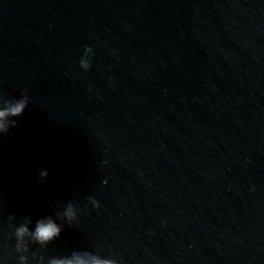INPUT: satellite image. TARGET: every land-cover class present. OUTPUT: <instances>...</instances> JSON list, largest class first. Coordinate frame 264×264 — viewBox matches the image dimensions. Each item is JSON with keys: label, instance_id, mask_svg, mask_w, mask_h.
<instances>
[{"label": "water", "instance_id": "1", "mask_svg": "<svg viewBox=\"0 0 264 264\" xmlns=\"http://www.w3.org/2000/svg\"><path fill=\"white\" fill-rule=\"evenodd\" d=\"M21 97L0 264H264V0H0V106ZM69 204L55 240L18 244Z\"/></svg>", "mask_w": 264, "mask_h": 264}, {"label": "clouds", "instance_id": "2", "mask_svg": "<svg viewBox=\"0 0 264 264\" xmlns=\"http://www.w3.org/2000/svg\"><path fill=\"white\" fill-rule=\"evenodd\" d=\"M51 27V25H49ZM83 54L80 57L79 65L85 71L91 67V57L94 55V50L91 45H85ZM28 106L26 97H21L15 101H5L3 106H0V134L7 133L9 129L16 125L17 121L11 119L23 114ZM47 175V171L41 172V177ZM95 205V208L100 207V202L94 196L90 197ZM77 219V212L74 205L69 204L63 212L57 213L55 216L48 215L41 217L35 221V226L30 227L31 221L20 224L15 228L14 235L18 244H24L25 238L35 244L45 246L55 240L62 232L63 225L59 222L64 220L71 224ZM24 260L25 258H21ZM48 264H118L115 259L102 258L90 252H74L70 256L52 257Z\"/></svg>", "mask_w": 264, "mask_h": 264}]
</instances>
